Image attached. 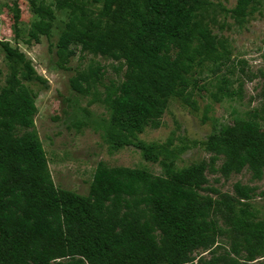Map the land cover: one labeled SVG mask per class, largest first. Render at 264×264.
Returning a JSON list of instances; mask_svg holds the SVG:
<instances>
[{"label":"trees","instance_id":"obj_1","mask_svg":"<svg viewBox=\"0 0 264 264\" xmlns=\"http://www.w3.org/2000/svg\"><path fill=\"white\" fill-rule=\"evenodd\" d=\"M76 1H57L56 9L70 11L55 47L65 63L88 53L124 71L101 100L111 112L112 150L131 145L146 128L159 129L168 101L189 104L199 82L214 78V102L228 95L229 45L199 21L221 0H92L102 4L94 19ZM256 1L236 0L232 17L246 18ZM34 12L39 20L28 38L39 44L55 15L45 2ZM14 20L18 36V9ZM0 46L9 63L24 69L0 85V264H264V220L249 204L255 188L237 183L230 195L209 187L207 178L228 179L244 169L263 178L264 131L257 121L264 122V71L249 78L263 82L261 107L208 139V162L181 169L171 163L160 176L98 163L81 196L55 187L34 129L36 96L23 82L46 81L17 48ZM100 71L95 64L76 72L71 88L84 93L101 84ZM137 147L156 161L152 147ZM199 251L208 258L196 257Z\"/></svg>","mask_w":264,"mask_h":264},{"label":"rangeland","instance_id":"obj_2","mask_svg":"<svg viewBox=\"0 0 264 264\" xmlns=\"http://www.w3.org/2000/svg\"><path fill=\"white\" fill-rule=\"evenodd\" d=\"M57 1L61 0H0V42H8L12 48H17L46 81L45 86L23 83L36 96L34 129L45 151L56 188L86 196L98 163L107 167L137 168L160 176L171 163L175 169H181L208 162L211 157L206 149L208 139L214 137L221 127L246 119L248 114L261 107L259 94L263 82L259 79L249 81V78L260 70L264 71V0H257L247 17L240 21L231 14L236 0H221L204 11L199 21L207 26L211 36L225 40L229 45L232 74L223 71L227 77L225 88L228 95L214 102L211 95L216 92V83L213 77H208L207 81L198 83L199 91L189 104L178 98L168 101L159 129L146 128L131 139V145L112 150L111 112L101 100L107 89L121 81L124 71L117 72L118 65L112 60L88 53H77L67 63L61 59L55 44L69 22L70 10L56 9ZM42 2L52 6L55 18L49 36H42L40 43L36 44L29 40L28 31L39 20L34 9ZM75 4L77 10L84 7L92 12L91 19L102 8V4L92 0H77ZM16 9L19 10L18 36L13 29ZM95 64L101 66V84L84 93L74 91L71 78L76 72L86 71ZM14 70L24 69L21 65L9 63L0 46V85H4ZM202 71L203 77L210 75L206 67ZM257 122L264 131V122ZM138 143L152 147L156 161L146 160L137 147ZM220 164L218 162L216 167L219 168ZM207 178L209 187L230 195H233V186L237 183L255 188L249 204L258 219L264 220V176L261 180H254L244 169L228 179L219 173L207 174ZM219 243L227 248L225 240H219ZM195 256L208 258L201 251Z\"/></svg>","mask_w":264,"mask_h":264}]
</instances>
